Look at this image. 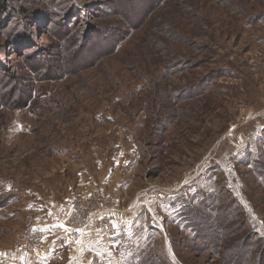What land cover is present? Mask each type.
<instances>
[{"label":"rangeland","instance_id":"rangeland-1","mask_svg":"<svg viewBox=\"0 0 264 264\" xmlns=\"http://www.w3.org/2000/svg\"><path fill=\"white\" fill-rule=\"evenodd\" d=\"M13 2L28 42L10 51L0 27V81L28 57L45 77L25 109L0 107V264H63L43 245L56 219L83 248L73 264H130L148 242L172 264H220L184 216L212 214L204 196L223 213L226 191L264 236L248 165L264 151V0Z\"/></svg>","mask_w":264,"mask_h":264},{"label":"trees","instance_id":"trees-1","mask_svg":"<svg viewBox=\"0 0 264 264\" xmlns=\"http://www.w3.org/2000/svg\"><path fill=\"white\" fill-rule=\"evenodd\" d=\"M18 15L19 10L14 6L13 0H0V27L7 31L5 42L10 51L18 50L16 49L17 46H26L28 42L26 37L22 36L23 28L16 24H13V26L9 24L10 22L16 23L15 21H19ZM22 15L26 16L27 14L22 13ZM113 34H110L112 40L116 39L113 38L116 37ZM116 44L117 42L114 43V46ZM21 50L25 51V49ZM0 52L6 53V50L0 48ZM28 60L29 63L27 62ZM38 64L35 59L25 58L22 65H25L28 74L22 75L16 72L15 75L12 74L14 77L10 74V78L14 80L11 82V86H7L8 81L7 83L0 81V85L3 84L0 87V107L19 110L25 109L30 104L31 99L34 97L31 82L36 81V79L44 80L45 77L40 72L41 67L37 66ZM2 67L0 66V71L5 69ZM20 69V67L17 68V70ZM7 87L11 91H2L3 88ZM14 93L19 94L17 101L15 100L16 102L10 101ZM253 154L251 155L252 160L250 159L251 161L248 165L254 169L253 173L257 175V179L264 186V162L261 161V159H264V151L262 153L257 152V154H254L255 156ZM226 194L227 200L222 202L226 205L223 213L221 209H217L221 202L219 200L220 196H204L200 205H204V201L208 202L210 200L211 210L214 214L212 213L209 216L201 215L196 218V212L194 213L191 210L184 216L187 218L184 222L186 227H189L188 229L194 233L195 239H192V241L196 240L199 243L198 246H195L194 251L209 252L220 259V264H264V236L255 230L253 224L244 214L243 207L239 201L235 197H230L228 191H226ZM226 233H230L229 237L234 235H239V237L234 238V241L229 240L231 242L225 244L223 239L226 238ZM166 255V251L148 242L135 250L130 264H172ZM251 257L252 259L250 260Z\"/></svg>","mask_w":264,"mask_h":264},{"label":"crops","instance_id":"crops-1","mask_svg":"<svg viewBox=\"0 0 264 264\" xmlns=\"http://www.w3.org/2000/svg\"><path fill=\"white\" fill-rule=\"evenodd\" d=\"M73 204H77V203H73ZM57 206H56V211L57 212H61V211H64V210H62L63 208L64 209H66L65 211H67V213L70 211V210H73L74 209V207L71 205H69V208H68V206H66V205H63L62 206V208H60L61 207V205L59 204V203H57L56 204ZM52 224L54 223V225H56V224H58V223H63V224H65L63 221H61V220H54L53 222H51ZM53 225V227L55 228V234L53 235H51L53 238L50 240L49 239V242H48V240H46V242L43 244L44 245V248H46V246L48 245V244H50V246L52 247L51 249V251H54L53 253L54 254H52L49 258L51 259V260H58L57 258H59V257H62V255H66V259L64 260V262H63V264H73V262L75 261L74 259H75V257H77V254H75L74 252L77 250V251H81V250H83V248L81 247V246H79L77 249L76 248H72V243H71V241H70V236H69V234H68V232L70 231L69 230V228H68V231H65L64 229H61V228H58V227H55ZM66 225V224H65ZM36 227H39L40 228V231L42 232V234H44L45 233V229H51L50 227H52L51 225H46L45 223H42V224H39V225H36ZM122 230H125V229H122ZM44 232V233H43ZM116 236H118V234H115V235H113V237L115 238ZM112 242V241H111ZM100 245V248H101V246H105V245H102V244H99ZM95 248H96V246H95ZM97 248H99V247H97ZM112 248H114L111 244H110V246L108 247V248H104V247H102V249L103 250H108V251H112ZM41 249V253H47L46 251H44L43 249H42V247L40 248ZM84 249H86V246H85V248ZM115 249V248H114ZM61 250V251H60ZM91 254L92 255H90V256H84V260L83 259H80L81 260V262L79 261V260H77L76 262H75V264H99L98 262H99V260L101 261V259H99V253H96V251L94 252V251H91ZM102 254V253H101ZM56 255H57V257H56ZM40 257H42V256H40ZM114 258H115V256H114ZM27 262V263H26ZM24 264H31V263H29V260L28 261H26ZM18 264V263H17ZM33 264V263H32ZM59 264H61V263H59ZM103 264V263H102Z\"/></svg>","mask_w":264,"mask_h":264},{"label":"snow or ice","instance_id":"snow-or-ice-1","mask_svg":"<svg viewBox=\"0 0 264 264\" xmlns=\"http://www.w3.org/2000/svg\"><path fill=\"white\" fill-rule=\"evenodd\" d=\"M49 214H51V213H49ZM55 227L64 229L65 231H68L67 226L65 224H63V223H58V224L55 225ZM112 227H113V229H115L117 227V225L113 224ZM75 231L76 232H80L81 230L80 229H75ZM0 255H3V254H0ZM20 259H21V264H24V257L22 256V257H20Z\"/></svg>","mask_w":264,"mask_h":264}]
</instances>
